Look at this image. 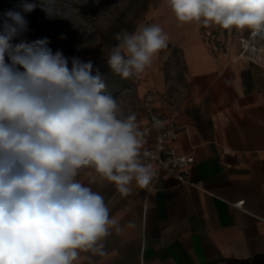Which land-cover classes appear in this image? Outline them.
Returning a JSON list of instances; mask_svg holds the SVG:
<instances>
[{"label": "clouds", "instance_id": "1", "mask_svg": "<svg viewBox=\"0 0 264 264\" xmlns=\"http://www.w3.org/2000/svg\"><path fill=\"white\" fill-rule=\"evenodd\" d=\"M167 3L181 23L264 31V0ZM38 6L48 19L68 15L56 0H21L0 26V264H76L81 253L106 255L105 239L120 229L90 185L99 177L127 196L133 183L148 188L156 176L144 162L151 154L142 152L136 114H124L105 78L92 74V61L54 52L48 37L27 39L24 14ZM114 39L105 57L122 79L145 72L168 42L155 23ZM162 125L154 116L153 126ZM85 172L87 183L78 179Z\"/></svg>", "mask_w": 264, "mask_h": 264}, {"label": "crops", "instance_id": "2", "mask_svg": "<svg viewBox=\"0 0 264 264\" xmlns=\"http://www.w3.org/2000/svg\"><path fill=\"white\" fill-rule=\"evenodd\" d=\"M183 29H163L183 61L177 91L163 68L172 51L155 56L146 77L159 91L157 106L185 128L176 146L195 156L191 182L133 183L124 196L97 177L90 186L120 230L105 239L106 255L81 253L76 264H264V51L258 63L241 58L240 29ZM141 129L149 152L155 133L146 118Z\"/></svg>", "mask_w": 264, "mask_h": 264}, {"label": "rangeland", "instance_id": "3", "mask_svg": "<svg viewBox=\"0 0 264 264\" xmlns=\"http://www.w3.org/2000/svg\"><path fill=\"white\" fill-rule=\"evenodd\" d=\"M20 3L21 0H0V26L3 14L9 10H18ZM56 8L60 13H68L67 17L48 19L39 6L33 12L24 14L29 22L27 39L31 41L48 37L51 41L49 46L54 52L62 49L69 58L76 56L85 62L91 60L92 74L99 72L105 78L107 92L117 98L125 115L136 114L142 128L145 120L142 99L149 87L153 86L146 77L149 68L129 79L113 75L105 56L118 43L114 39L115 34L121 30L132 32L139 24L153 23L162 29L180 33L183 28L191 30L199 23L179 22L167 0H56ZM243 31L249 34L252 30ZM62 35L66 38L61 39ZM166 51H172V54L164 60V74L168 81H174L182 73V57L180 50L169 44L160 51L159 57L166 58ZM177 85L176 81L171 82L174 91H177ZM88 177L85 172L78 179L83 181Z\"/></svg>", "mask_w": 264, "mask_h": 264}, {"label": "built area", "instance_id": "4", "mask_svg": "<svg viewBox=\"0 0 264 264\" xmlns=\"http://www.w3.org/2000/svg\"><path fill=\"white\" fill-rule=\"evenodd\" d=\"M238 54L241 58L258 63L262 59L264 51V31L256 33L251 31L249 34L238 33ZM212 33H209L211 36ZM224 49L215 48V52L220 54ZM159 91L155 86L149 87L142 99V108L148 126L154 131V144L150 149V157L144 160L145 163H151L156 176L149 185L154 188L163 177H172L180 183L191 182V172L195 164L193 153H185L178 149L176 143L179 140L180 133L184 126L179 123L176 115L170 110L157 106ZM163 122L161 127L153 126V117ZM245 200L237 202L235 205L243 207Z\"/></svg>", "mask_w": 264, "mask_h": 264}]
</instances>
